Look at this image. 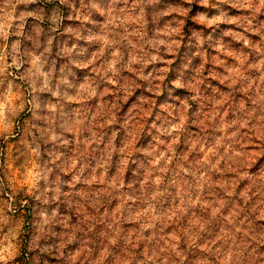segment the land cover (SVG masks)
Masks as SVG:
<instances>
[{
  "label": "clouds",
  "instance_id": "9594fccd",
  "mask_svg": "<svg viewBox=\"0 0 264 264\" xmlns=\"http://www.w3.org/2000/svg\"><path fill=\"white\" fill-rule=\"evenodd\" d=\"M0 264H264V0H0Z\"/></svg>",
  "mask_w": 264,
  "mask_h": 264
}]
</instances>
